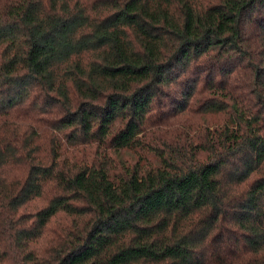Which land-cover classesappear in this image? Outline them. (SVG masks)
I'll return each mask as SVG.
<instances>
[{
  "label": "trees",
  "instance_id": "obj_1",
  "mask_svg": "<svg viewBox=\"0 0 264 264\" xmlns=\"http://www.w3.org/2000/svg\"><path fill=\"white\" fill-rule=\"evenodd\" d=\"M0 264H264V0H0Z\"/></svg>",
  "mask_w": 264,
  "mask_h": 264
},
{
  "label": "rangeland",
  "instance_id": "obj_2",
  "mask_svg": "<svg viewBox=\"0 0 264 264\" xmlns=\"http://www.w3.org/2000/svg\"><path fill=\"white\" fill-rule=\"evenodd\" d=\"M213 120L215 121V118H213Z\"/></svg>",
  "mask_w": 264,
  "mask_h": 264
}]
</instances>
